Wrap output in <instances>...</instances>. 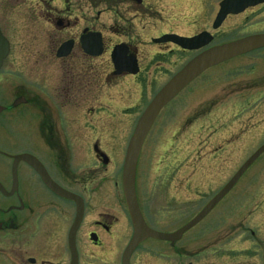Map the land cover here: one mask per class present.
Listing matches in <instances>:
<instances>
[{"label": "flooded vegetation", "instance_id": "1", "mask_svg": "<svg viewBox=\"0 0 264 264\" xmlns=\"http://www.w3.org/2000/svg\"><path fill=\"white\" fill-rule=\"evenodd\" d=\"M23 1L33 3V7L30 8L33 12L48 13V9L54 11L52 23L57 31L66 32L72 28L69 15L64 13L59 16V5H56L59 0ZM12 2L15 7L23 3L22 0H0V8L4 10V14H1L2 18L7 16V9ZM137 2L141 4L142 0ZM64 8L61 9L62 12ZM259 8L264 11V3L249 7L241 14L230 15L225 22L231 17L245 15ZM27 15L26 13L24 17L27 18ZM28 20L34 21V17L28 15ZM0 33L9 46L8 53L0 64V107L2 108L0 112V264H124L125 252L134 237V222L124 195L123 166L119 167L124 153L126 154L121 142L127 136L121 137V134L116 136L120 137L121 143L118 146L113 145L117 150L116 155L112 152L108 154L101 144L102 139L96 137L95 142H91L90 135L81 132V121L90 110L89 108L87 110V103L91 93L97 91L101 94L106 86L103 71L94 70L90 66L91 62L101 58L106 52L103 32L92 31L87 27L81 34L77 32L61 43L62 38L59 39L58 36L51 38L52 41L48 42L51 46L46 47L47 52L40 53L36 60L41 69L36 76V84H30L31 82L28 84L24 63L21 64L15 59L13 64L16 66H11V61L14 59L12 38L1 24ZM94 33H100L103 37L104 53L99 57L88 55L81 41L83 37ZM261 34L264 32H255L253 36ZM213 37L216 39V36ZM70 43L72 46L69 54L58 57L59 50ZM166 45H172L182 52H189L173 44ZM127 46L129 52L137 56L132 45ZM261 50L264 48L257 51ZM200 52L202 51L195 53L198 55ZM47 60L61 63V70H58L61 74L56 75L54 82L45 74L51 62ZM125 76V78L133 77ZM187 89L157 118L142 148L137 167L136 196L142 217L151 230L165 235L176 234L202 214L250 158L239 166L236 173L225 176L220 181L185 180L179 190L183 193L181 198L185 201L179 209L185 218L189 216L187 221L172 229H159L155 226L161 218L166 221L165 215L170 211L172 193L164 182L158 183L159 180L149 179L148 172L144 168L146 162L144 150L160 117ZM209 93L210 90H206L190 96H193L194 101H203L207 105L216 100L215 96L214 101L213 98H209ZM199 95L203 97L197 98ZM91 110L90 113L93 112ZM192 119H195V116ZM245 128L246 126L241 127V133L231 132L221 135L226 137L227 144L224 149L230 153L221 159L217 167H227L228 163L225 164L229 161L227 158L233 159L235 146L238 144L236 141L250 138L249 129ZM245 146L243 144V150ZM224 149L217 147L214 153L219 154ZM20 157L23 158L19 159ZM111 168L113 172H110ZM197 173L199 178H205L214 176L216 171L212 166L204 165ZM242 177L213 208L205 213L197 225L177 241L172 243L147 240L145 243H153L150 246L151 250L145 252L151 260L149 264H170L171 258H178L184 262L186 237L198 227L209 234L218 233L222 229L227 237L241 230L243 234H250L255 242L252 245H243L249 259L252 250L264 252V246L257 244L255 230L252 228L245 230V227L251 225L250 223H240L237 227L235 225V199L232 195L235 194ZM191 182L197 187L189 185ZM213 184L217 185L215 190L203 191L205 186L212 188ZM193 189L195 191H192ZM188 194H197L199 198H196L195 203L186 202L189 200ZM242 200L244 202L246 198ZM246 206L247 204L243 205V210ZM79 210L81 217L74 231ZM248 210L250 216V206ZM257 210H263L260 203L254 209ZM219 221H226V224L222 225L223 228L219 226ZM206 222H209V225L205 226ZM145 243L132 252L129 264H144L139 263L138 255ZM214 247L215 244L212 243L210 246H205V249L214 251ZM261 257L264 259V255Z\"/></svg>", "mask_w": 264, "mask_h": 264}, {"label": "rangeland", "instance_id": "2", "mask_svg": "<svg viewBox=\"0 0 264 264\" xmlns=\"http://www.w3.org/2000/svg\"><path fill=\"white\" fill-rule=\"evenodd\" d=\"M221 1L142 0L139 4L137 0H59L56 4L59 5V16L65 13L72 22L71 29L59 32L52 23L54 11L48 9V13L33 12L30 10L33 3L22 0L23 3H19L17 8L13 6V2L10 4L5 18L1 17L4 10L0 8V24L12 38L14 59L11 66L15 65V59L25 64L28 84H36V76L41 71L36 60L40 53L47 52L46 47L51 46L48 44L52 41L51 38L58 36L59 39L62 38L61 43L77 32L81 34L87 27L92 31L103 32L106 52L101 58L91 62L90 66L94 70L103 71L106 86L101 94L97 91L91 93L87 110L89 108L93 112L90 113L89 110L84 115L81 132L88 133L91 142H95L96 137L102 139L101 144L108 154L112 152L117 155L113 145L122 143L127 151L135 127L149 103L197 55L195 52L179 51L172 45H155L153 39L164 34L193 37L202 32H210L216 36L208 46L211 48L253 36L255 32H264V11L260 8L245 15L231 17L218 31H213L212 24ZM63 7L64 12L61 11ZM26 13L33 16L34 21H29L28 15L25 18ZM119 44L132 45L139 59L141 71L138 75L129 78H125V75L114 76L110 55L113 47ZM47 61L51 62L45 74L54 82L56 75L60 73L58 70H61V63ZM206 90H210L209 98H213V101L216 98L214 102L205 105L203 101H194L193 96H190ZM201 97L203 96L199 95L197 98ZM194 116L195 119H192ZM245 126L249 129L250 138L236 141L238 144L235 146L233 159L227 158V167H217L221 159L230 153L224 149L227 141L221 135L241 133V127ZM120 134L121 137L127 136L122 138L121 143L120 137H116ZM243 144L246 145L244 150ZM263 144L264 50H261L213 68L193 83L160 117L144 150V168L150 180H159L158 183L164 182L169 186L172 198L170 211L165 215L166 221L161 218L155 226L159 229H172L187 221L189 216L185 218L179 209L185 201L181 198L183 193L179 191L185 180L220 181L225 176H231ZM217 147L224 151L214 153ZM125 155L124 153V158ZM124 158L119 163L120 168ZM204 165L212 166L216 174L199 178L197 172ZM110 172H113V168ZM189 185L197 187L194 182ZM216 187V184L212 188L205 186L203 191H213ZM232 196L235 199L236 227L240 223H250L245 230H255L257 244L264 246V154L244 174ZM187 197L189 200L186 202L193 203L199 198L197 194H188ZM243 198H246L244 202ZM259 203L263 210L254 211ZM246 204L243 210V205ZM225 224L226 221H219L221 228ZM207 225L209 222L205 223ZM212 243L215 244L214 251L205 249V246ZM254 243L250 234H243L241 230L227 237L222 229L218 233L209 234L198 227L186 237L184 262L171 258L170 264H264L261 257L264 255L263 251L252 250L250 259L248 253L244 252L243 245ZM151 245L153 243L147 242L141 247L139 263L151 262L145 253L151 250Z\"/></svg>", "mask_w": 264, "mask_h": 264}, {"label": "water", "instance_id": "3", "mask_svg": "<svg viewBox=\"0 0 264 264\" xmlns=\"http://www.w3.org/2000/svg\"><path fill=\"white\" fill-rule=\"evenodd\" d=\"M261 1L255 0H224L220 4V12L213 25L214 30L218 29L230 14H239L246 8L254 6ZM84 51L92 56H99L103 53L101 34H92L82 38ZM156 44L174 43L184 50L198 51L213 42V37L209 33H202L193 38H184L176 35H165L160 39L153 41ZM72 43L65 44L58 53V57H65L69 54ZM264 48V34L255 35L228 42L222 45L210 48L195 58H193L183 69L174 75L170 81L156 94L151 103L140 117L133 136L129 142L126 157L124 160L122 180L124 186V195L126 203L134 222V237L130 242L125 255L124 264L129 263L132 252L148 239L175 242L186 232L197 225L205 216V213L213 208L230 191L246 171L263 155L264 145L242 166L230 183L219 193V195L210 203L208 208L187 224L179 232L173 235L160 234L151 230L145 223L136 196V175L137 167L142 148L145 144L148 134L162 110L183 90H185L199 76L211 68L229 62L235 58L248 54L252 51ZM8 42L0 33V64L8 53ZM112 61L115 67V75L129 73L136 75L139 72L138 63L134 55H129V49L126 45H118L112 53ZM2 108L0 107V112ZM20 157L19 159H22ZM81 217V210L78 213V219L74 231ZM73 234V233H72Z\"/></svg>", "mask_w": 264, "mask_h": 264}]
</instances>
